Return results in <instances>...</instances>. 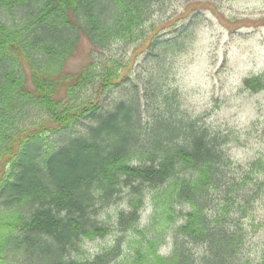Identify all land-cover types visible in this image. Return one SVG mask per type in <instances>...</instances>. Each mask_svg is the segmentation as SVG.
<instances>
[{
  "label": "trees",
  "instance_id": "obj_1",
  "mask_svg": "<svg viewBox=\"0 0 264 264\" xmlns=\"http://www.w3.org/2000/svg\"><path fill=\"white\" fill-rule=\"evenodd\" d=\"M159 1L0 0V264H264V248L256 262L242 258L243 236L228 225L238 197L221 138L167 103L159 79L105 102L127 81L126 66L93 51L116 40L169 42L155 40L154 21L147 30ZM85 39L90 59L67 69ZM244 83L263 89L264 74ZM122 199L128 210L115 226L131 237L73 256L113 233L101 213Z\"/></svg>",
  "mask_w": 264,
  "mask_h": 264
},
{
  "label": "rangeland",
  "instance_id": "obj_2",
  "mask_svg": "<svg viewBox=\"0 0 264 264\" xmlns=\"http://www.w3.org/2000/svg\"><path fill=\"white\" fill-rule=\"evenodd\" d=\"M157 5L147 30L151 34L154 21L155 40L169 42L153 48L143 40H116L97 52L85 39L67 69L79 71L93 50L102 60L113 57L126 66L128 79L105 95L107 104L128 98L137 83L144 94L159 79L168 94L167 103L221 138L233 161L229 172L237 186L233 195L238 197L228 225L243 236L242 258L256 262L264 248V88H248L244 82L264 74V0H160ZM31 6L27 4L26 9ZM9 18L11 23L19 21V12ZM143 103L147 120L151 113L147 102ZM257 161L260 168H254ZM246 176L251 179L245 180ZM127 210V200L122 199L101 216L114 228L119 214ZM151 212L148 203L143 215L148 218ZM114 229L106 237L85 240L73 256L95 257L113 247L119 237L132 235L117 226ZM168 246L167 254L173 248L172 239ZM189 248L199 258L205 253L195 242Z\"/></svg>",
  "mask_w": 264,
  "mask_h": 264
}]
</instances>
